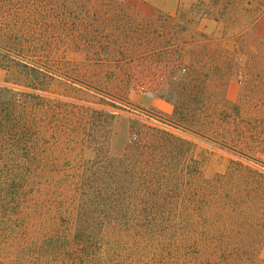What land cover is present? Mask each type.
<instances>
[{
	"label": "trees",
	"instance_id": "16d2710c",
	"mask_svg": "<svg viewBox=\"0 0 264 264\" xmlns=\"http://www.w3.org/2000/svg\"><path fill=\"white\" fill-rule=\"evenodd\" d=\"M206 2L213 18L252 6V0ZM59 8L58 0H0V245L8 230L13 237L24 233L23 255L31 249L41 263L85 264L95 249L105 263L126 246L139 257L151 251L158 264H263L264 194L230 170L212 178L191 171L186 178L199 184L204 210H148L172 203L156 193L170 187L162 159L185 140L166 131L142 139L131 131L115 153L113 125L129 119L43 99L54 72L38 63L39 46L55 32V14L70 13ZM74 150L77 163L68 166ZM233 180V188L224 186ZM19 244L9 247L16 262Z\"/></svg>",
	"mask_w": 264,
	"mask_h": 264
},
{
	"label": "rangeland",
	"instance_id": "374dc122",
	"mask_svg": "<svg viewBox=\"0 0 264 264\" xmlns=\"http://www.w3.org/2000/svg\"><path fill=\"white\" fill-rule=\"evenodd\" d=\"M206 1L170 14L143 0H58L70 13L55 14V32L39 46L38 63L54 72L43 99L129 119L113 125V152L131 131L142 139L166 131L185 140L162 159L170 187L156 193L172 203L151 211L204 210L199 184L186 178L191 171L212 178L230 170L264 194V0H252L247 11L231 7L221 18L205 14ZM76 153L68 166L76 165ZM23 235L1 232L0 264H53L30 248L23 255ZM12 240L22 249L18 263L9 253ZM93 253L85 264H158L151 251L139 257L126 246L105 263ZM258 253L264 264V243Z\"/></svg>",
	"mask_w": 264,
	"mask_h": 264
},
{
	"label": "crops",
	"instance_id": "0c3cea01",
	"mask_svg": "<svg viewBox=\"0 0 264 264\" xmlns=\"http://www.w3.org/2000/svg\"><path fill=\"white\" fill-rule=\"evenodd\" d=\"M198 0H143L145 4L158 11L170 14L176 13L179 9L189 7Z\"/></svg>",
	"mask_w": 264,
	"mask_h": 264
}]
</instances>
